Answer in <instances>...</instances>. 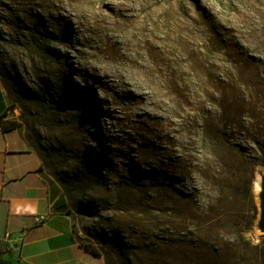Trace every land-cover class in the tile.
<instances>
[{
    "label": "rangeland",
    "instance_id": "374dc122",
    "mask_svg": "<svg viewBox=\"0 0 264 264\" xmlns=\"http://www.w3.org/2000/svg\"><path fill=\"white\" fill-rule=\"evenodd\" d=\"M0 87L9 119L61 185L76 232L106 264H255L252 249L233 257L224 246L258 243L257 216L244 240L188 235V222L204 227L211 187L199 173L171 177L174 159L211 158L202 121L256 157L244 129L250 113L264 128V0H0ZM174 185L196 213L174 219L179 235Z\"/></svg>",
    "mask_w": 264,
    "mask_h": 264
},
{
    "label": "crops",
    "instance_id": "0c3cea01",
    "mask_svg": "<svg viewBox=\"0 0 264 264\" xmlns=\"http://www.w3.org/2000/svg\"><path fill=\"white\" fill-rule=\"evenodd\" d=\"M71 212L61 185L43 167L23 127L4 131L0 118L2 257L11 264H106L104 255L76 232ZM42 214L47 219L35 223Z\"/></svg>",
    "mask_w": 264,
    "mask_h": 264
},
{
    "label": "trees",
    "instance_id": "16d2710c",
    "mask_svg": "<svg viewBox=\"0 0 264 264\" xmlns=\"http://www.w3.org/2000/svg\"><path fill=\"white\" fill-rule=\"evenodd\" d=\"M238 97L232 95L229 99V106L237 102ZM251 100V99H250ZM219 106V120L226 121L231 109L227 106ZM8 110V105L5 106L3 96L0 91V118L1 127L4 131H12L19 124L10 119H4ZM248 118L252 121L247 123L245 132H251L250 139L257 147L256 157L249 159L239 148L237 143H233L227 137L226 128L215 125L209 126L202 121L200 130L204 136H207V145L204 148L206 154H210L211 158H204V162L200 165H194L190 161L180 163L174 159L172 163L173 174L172 180L182 181L190 177L193 173H199V176L204 180L205 185L211 187V195H206V203L200 207L199 213L202 218L204 227L202 229L194 228L189 225L185 229L188 235H194L199 232L205 240L216 241L220 234H232L239 240H244V233L252 228L253 221L256 219L258 208L252 190V182L255 177V168L257 165L264 167V141L256 139L255 134L261 130L260 136H264V128L256 127V115L249 114ZM236 128L242 127L240 122L234 123ZM176 160V161H175ZM178 162V165L175 164ZM192 195L188 191L173 186L171 195L170 211L173 214L172 224H174L173 233L179 235L184 232L180 229V225L174 222V219L181 218L187 221L195 220L196 213L191 205ZM200 218V217H198ZM186 235V236H188ZM216 239V240H215ZM219 240V239H218ZM207 242L203 243L205 249L214 251V247L207 246ZM248 246H243L239 241L231 245L224 246L234 255L241 250L249 251L252 249L250 260L255 264H264V236L256 244L245 243ZM220 248V247H219ZM248 248V249H247ZM6 252V248L0 242V264H11L10 261L4 259L2 254ZM189 264H214L209 257L202 259H189ZM229 264H234L230 262Z\"/></svg>",
    "mask_w": 264,
    "mask_h": 264
},
{
    "label": "water",
    "instance_id": "95a60500",
    "mask_svg": "<svg viewBox=\"0 0 264 264\" xmlns=\"http://www.w3.org/2000/svg\"><path fill=\"white\" fill-rule=\"evenodd\" d=\"M261 176H262L263 185H262V191L259 194L260 200L258 201L257 199L258 215H257L256 227L259 231L264 233V175Z\"/></svg>",
    "mask_w": 264,
    "mask_h": 264
},
{
    "label": "bare ground",
    "instance_id": "6f19581e",
    "mask_svg": "<svg viewBox=\"0 0 264 264\" xmlns=\"http://www.w3.org/2000/svg\"><path fill=\"white\" fill-rule=\"evenodd\" d=\"M262 185H263L262 176H261V174L258 171L255 174V177H254V180H253V184H252V190L255 193L256 198L258 199V201L260 200L259 194L262 191Z\"/></svg>",
    "mask_w": 264,
    "mask_h": 264
},
{
    "label": "built area",
    "instance_id": "2783aa9c",
    "mask_svg": "<svg viewBox=\"0 0 264 264\" xmlns=\"http://www.w3.org/2000/svg\"><path fill=\"white\" fill-rule=\"evenodd\" d=\"M47 217H48V216L45 215V214L37 215V216H35V218H34V222L37 223V222H40V221H44V220L47 219Z\"/></svg>",
    "mask_w": 264,
    "mask_h": 264
}]
</instances>
